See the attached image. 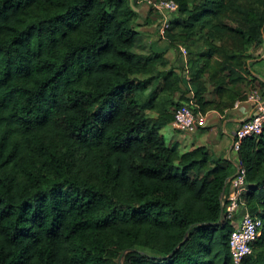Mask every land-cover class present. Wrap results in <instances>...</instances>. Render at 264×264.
<instances>
[{"label": "trees", "instance_id": "16d2710c", "mask_svg": "<svg viewBox=\"0 0 264 264\" xmlns=\"http://www.w3.org/2000/svg\"><path fill=\"white\" fill-rule=\"evenodd\" d=\"M174 1L166 40L187 46L201 109L223 111L264 0ZM137 19L132 0H0V264H234L222 194L240 167L263 223L245 264H264V131L234 161L169 145L183 77L142 51Z\"/></svg>", "mask_w": 264, "mask_h": 264}, {"label": "crops", "instance_id": "0c3cea01", "mask_svg": "<svg viewBox=\"0 0 264 264\" xmlns=\"http://www.w3.org/2000/svg\"><path fill=\"white\" fill-rule=\"evenodd\" d=\"M142 10H144L142 13L150 11L147 7H144ZM140 23L143 22L140 21ZM137 28L141 31V43L143 46H149L150 43L144 41L146 39V30H144V26H140L138 23ZM157 32L160 35V41H158V44H166V47L163 50H166L168 56L170 53L169 50L172 47L166 40V35L163 33V35L160 34L161 32L159 30H157ZM150 41L151 44H153L152 41H154V39H150ZM156 50L162 51L159 49ZM186 52L187 53L181 54V57H183L182 59L181 57H178L176 62L174 60L170 62L175 66L177 72L182 75L184 82L185 99H181V92L177 93L176 98L182 102L181 105L187 104L192 107L197 117L196 127L192 131H181L176 129L171 121L164 125L161 131L165 135L167 143L169 145L177 143L182 152L198 146H203L210 151L214 158L234 161L236 160V153L232 151V134L242 122L255 111V103L250 98L253 90H259L264 96V43L251 51L252 57L248 59V73L245 74L246 80H240L236 83H229L227 85V87H230L238 94V98L234 101L231 107L226 108L223 111L215 108L206 111L201 109L197 100V84L200 83V80L193 82V78L197 72L196 68L193 67L192 61H190L188 51ZM203 81L202 84L206 88L204 92L206 99H218L219 94L217 86L210 81ZM230 191L231 185L229 183L222 194V198L226 200ZM246 212L248 213L247 207L242 205L238 210L237 219H235V221L239 220Z\"/></svg>", "mask_w": 264, "mask_h": 264}, {"label": "built area", "instance_id": "2783aa9c", "mask_svg": "<svg viewBox=\"0 0 264 264\" xmlns=\"http://www.w3.org/2000/svg\"><path fill=\"white\" fill-rule=\"evenodd\" d=\"M157 6L161 10L174 11L177 3L174 0H158ZM171 20L163 22L162 31L169 28ZM164 34L161 32L160 34ZM162 34V35H163ZM250 98L255 103V111L245 119L233 132L232 151L237 154L245 138L260 135L264 131V96L257 89L253 90ZM173 125L181 131H192L196 127L197 117L187 104H183L175 111ZM231 191L227 195V209L224 213L226 219L231 220L234 225L229 238L230 252L234 264H245V260L252 253V243L262 235V219L254 217L249 212L237 219L239 208L243 205L242 196L247 190L246 171L240 167L230 181Z\"/></svg>", "mask_w": 264, "mask_h": 264}, {"label": "rangeland", "instance_id": "374dc122", "mask_svg": "<svg viewBox=\"0 0 264 264\" xmlns=\"http://www.w3.org/2000/svg\"><path fill=\"white\" fill-rule=\"evenodd\" d=\"M132 1H133L134 7L137 10V13L140 12V13H138L137 21L139 22L140 26L143 25L145 28L144 30H146L145 31L146 39L144 41L146 43H150L149 46L145 47V45H144V48H143L144 50H142V51L146 52V51H150L151 49H154V50L165 49L166 44L165 45L164 44L163 45L158 44V41H160V39H159L160 35L157 32V30H159L160 32H164V34L166 35V29L164 31H162L163 22L166 19H169V20L175 19L176 15L178 14V9H176L174 11L161 10V9H159V7L156 4V2H158V0H132ZM144 7L149 8L150 13L149 12L142 13V11H144V10H142ZM140 21L143 23H140ZM150 39H154V41H152L153 44H151ZM175 44H176V46L172 47L169 50L170 51L169 55L167 56V52H166L165 56H167L170 61L174 60L176 62L177 58L181 57L182 53H187L186 51H188V49L184 43H181V42L177 43L176 42ZM250 48L251 49H249V51L251 52L256 47L250 46ZM182 58L183 57H181V59ZM119 264H124L123 258H120Z\"/></svg>", "mask_w": 264, "mask_h": 264}]
</instances>
